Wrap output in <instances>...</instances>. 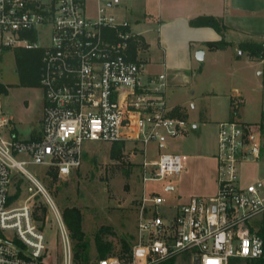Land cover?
Listing matches in <instances>:
<instances>
[{
	"label": "built area",
	"instance_id": "built-area-1",
	"mask_svg": "<svg viewBox=\"0 0 264 264\" xmlns=\"http://www.w3.org/2000/svg\"><path fill=\"white\" fill-rule=\"evenodd\" d=\"M131 1L0 0V53L6 48L42 52L44 99L37 138H17L10 118L0 114V264H41L47 250L30 205L8 202L12 169L27 176L55 208L26 165L42 164L69 176L82 166L86 142L139 143L143 155L130 258L110 255L97 264H158L188 251L194 264H237L264 256V195L258 184H242L239 176L240 163L261 155L252 125L235 119L218 124L214 194L173 205L145 191L146 182L178 177L186 169L185 155L162 149L168 140L185 136L190 125L167 103L165 74L145 76L143 62L132 58L141 43L132 23L108 13ZM149 145L157 147L154 160ZM62 233L64 264H71L70 241Z\"/></svg>",
	"mask_w": 264,
	"mask_h": 264
},
{
	"label": "rangeland",
	"instance_id": "rangeland-1",
	"mask_svg": "<svg viewBox=\"0 0 264 264\" xmlns=\"http://www.w3.org/2000/svg\"><path fill=\"white\" fill-rule=\"evenodd\" d=\"M135 1L111 8L108 13L118 22L125 19L130 21L135 31L148 30L145 37L149 47L147 49L143 43H139V58L143 60H138L146 64L144 73L150 70L161 72L163 69L159 63L163 51L158 44V26L142 19L134 6ZM136 19H140V23ZM231 38L239 49L241 40L235 35ZM14 50L9 48L0 60V82L9 86L8 93H0V114L13 116L17 124V138L27 140L31 139L35 131H40L42 89L40 86L20 85ZM240 52L231 47L226 52L208 54L202 62H197L194 54L189 69L191 83L166 89L168 105L177 108V114L188 121L190 129L185 136L168 140L162 151L185 155L186 169L178 177L146 182L147 193H157L167 204L173 205L183 203L193 196L214 194L218 123L232 118L235 105L240 107L241 114L236 115L235 120L240 119L252 125V129L259 132L262 146L257 160L240 163L239 176L242 184H258L264 195V109L259 100V92H255L253 84L242 78L246 56L241 57ZM235 55L242 62L236 64ZM146 60L155 64L148 65ZM234 88L242 90L243 104H240V98L232 100ZM195 125L197 128H194ZM85 147L87 151L82 166L69 176L57 175L54 178L49 173L52 168L35 163L26 165L28 171L46 189L55 208L27 176L12 169L10 195L15 194L18 187L21 191L12 206L30 205L35 224L46 236L47 250L43 259L46 264H64L62 231L66 232L70 241L71 264H77L74 258L76 241L71 237L62 217L66 207H77L82 213V228L89 243V264H97L100 259L95 245V235L100 229H105L104 239L112 241L114 255L120 251L123 237L130 241V235L137 233L136 198L143 190L138 169V163L143 161V155L138 151L140 144L125 142L119 158L111 156L110 143L86 142ZM148 150L149 159H156L157 147L149 145ZM18 158L28 159V156L19 155ZM168 186L174 189L168 190ZM260 224V234L264 237V223ZM174 257L173 264H194L190 251ZM237 264H247V261L240 259Z\"/></svg>",
	"mask_w": 264,
	"mask_h": 264
},
{
	"label": "crops",
	"instance_id": "crops-1",
	"mask_svg": "<svg viewBox=\"0 0 264 264\" xmlns=\"http://www.w3.org/2000/svg\"><path fill=\"white\" fill-rule=\"evenodd\" d=\"M134 6H136L142 19H146L158 26V44L163 51V57L160 58L159 63L163 71L153 72L150 70L147 73H143L145 76H156L164 73L167 83L166 89L168 87L185 86L191 83L192 76L189 74L191 70L190 65L193 55L199 50L204 51V61L208 54L226 52L231 47H234L236 51H240L233 44V39L231 38L233 35L237 36V39L241 40L240 42L245 39L264 41V0H136ZM199 16L220 18L228 27L226 35L228 40L232 41V44L223 50H209L205 42L219 40L221 39V35L209 26H191L190 21ZM136 21L140 23L141 20L136 19ZM133 31L139 35L141 43L148 49L149 42L145 37V33L148 30L135 31L133 29ZM8 50L0 53L2 54V58ZM134 51L136 52L134 58L140 59L139 50L134 48ZM239 55L241 57L246 56V59L243 61L245 70L242 78L253 84L255 92H259V100H261L262 108L264 109V60L250 59L247 56V52L241 51ZM235 57L236 64L242 62L239 56L235 55ZM147 64L153 65L155 62L147 61ZM145 66L146 64L144 63V69ZM233 98H240V104L244 103L242 90L239 91L237 88H234L232 100ZM41 99L44 109L43 93ZM234 107L236 108V114L241 116L240 107L238 108L235 105ZM9 118L10 127L17 134L15 118L13 116H9ZM42 118L43 111L40 119L41 122ZM194 128H197L196 125ZM40 134L41 126L40 131H35L31 139L39 137ZM167 189L171 190L172 188L168 186Z\"/></svg>",
	"mask_w": 264,
	"mask_h": 264
},
{
	"label": "trees",
	"instance_id": "trees-1",
	"mask_svg": "<svg viewBox=\"0 0 264 264\" xmlns=\"http://www.w3.org/2000/svg\"><path fill=\"white\" fill-rule=\"evenodd\" d=\"M190 25L194 27L200 26H209L215 29L220 35L221 39L216 41H207L205 45L209 50H223L232 44V41H229L227 38L228 27L223 23V21L214 16H199L190 21ZM239 49L242 52H247V56L250 59L264 60V41H243L239 44ZM9 48L4 49V51ZM3 51V52H4ZM15 60L18 70V75L20 78V85L22 86H40V75H41V56L42 52L40 50H26L23 48H15L14 50ZM135 51L132 50V58L135 57ZM2 59V54H0V60ZM263 77H264V68H263ZM8 85L0 83V93H7ZM234 104V103H232ZM236 108H233L232 119L236 118ZM262 121H264V113L262 115ZM125 142H116L112 144L111 156L113 158H119ZM50 175L54 178L58 175V172L54 169L49 170ZM20 188L18 187L17 192L8 197L9 204H12L20 195ZM63 221L67 228L71 232V237L76 241L74 245V258L77 264H89V243L86 240L85 232L82 228V213L77 207H66L63 210ZM109 229H107V232ZM105 229H100L95 235V245L99 258L107 257L114 255V246L112 241H107L104 239L103 233ZM134 240V235H130V241L123 237L121 239V249L115 255L129 259L131 253V247ZM175 257H169L164 261L158 264H173ZM41 264H46L44 260ZM247 264H264V256L247 260Z\"/></svg>",
	"mask_w": 264,
	"mask_h": 264
},
{
	"label": "water",
	"instance_id": "water-1",
	"mask_svg": "<svg viewBox=\"0 0 264 264\" xmlns=\"http://www.w3.org/2000/svg\"><path fill=\"white\" fill-rule=\"evenodd\" d=\"M203 55H204V51L203 50H199L195 54L197 61H199V62L203 61Z\"/></svg>",
	"mask_w": 264,
	"mask_h": 264
}]
</instances>
